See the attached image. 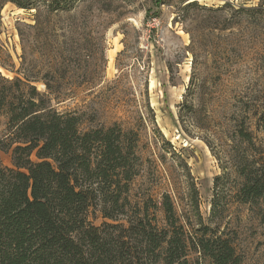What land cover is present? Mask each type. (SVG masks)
Returning a JSON list of instances; mask_svg holds the SVG:
<instances>
[{"label": "rangeland", "instance_id": "1", "mask_svg": "<svg viewBox=\"0 0 264 264\" xmlns=\"http://www.w3.org/2000/svg\"><path fill=\"white\" fill-rule=\"evenodd\" d=\"M81 10L41 32L31 28L34 10L7 3L0 63L39 71L38 90L84 128L116 124L135 138L132 201L148 205L153 222L164 225L168 193L194 230L201 216L224 232L239 264H264V209L238 195L243 171L264 179V0H89ZM14 71L0 65L6 77ZM0 121L3 137L7 117ZM0 163L13 166L10 151L0 150ZM134 206L129 215H140ZM90 220L118 233L99 210ZM189 259L212 264L194 248Z\"/></svg>", "mask_w": 264, "mask_h": 264}, {"label": "trees", "instance_id": "2", "mask_svg": "<svg viewBox=\"0 0 264 264\" xmlns=\"http://www.w3.org/2000/svg\"><path fill=\"white\" fill-rule=\"evenodd\" d=\"M88 2L0 0V11L7 3L34 10L31 28L44 32L63 12L85 13ZM14 72L13 78L0 72V118L7 117L8 127L0 150L11 152L13 165L0 163V264H191V248L212 264L240 263L224 232L201 216L194 230L170 194L162 196V226L149 217L148 205L132 201V182L140 174L135 138L116 124L84 128L80 115L54 108L59 97L38 90L39 71L29 73L23 63ZM259 127L264 131V111ZM241 135L252 141L249 132ZM241 174L239 199L264 209V179L257 171ZM134 203L142 210L138 216L127 209ZM93 208L116 222L105 227L117 234L91 222Z\"/></svg>", "mask_w": 264, "mask_h": 264}]
</instances>
